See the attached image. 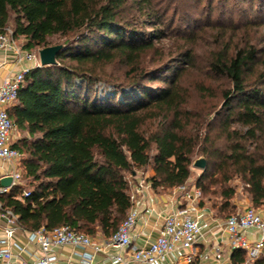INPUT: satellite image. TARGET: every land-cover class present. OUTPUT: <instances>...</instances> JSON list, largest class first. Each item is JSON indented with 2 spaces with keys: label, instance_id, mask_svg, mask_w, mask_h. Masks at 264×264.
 I'll return each mask as SVG.
<instances>
[{
  "label": "trees",
  "instance_id": "1",
  "mask_svg": "<svg viewBox=\"0 0 264 264\" xmlns=\"http://www.w3.org/2000/svg\"><path fill=\"white\" fill-rule=\"evenodd\" d=\"M10 21L25 49L62 45L54 64L26 72L8 108L22 133L12 142L21 155V182L0 192V210L10 209L21 229L69 225L109 237L130 207L134 170L149 165L154 189L186 184L199 135L219 116L226 153L200 149L215 156V169L207 174L205 156L195 187L215 194L205 178L217 186L220 201L209 206L222 218L235 213L225 214L234 209L236 188L225 186L232 176L250 206L264 204V45L252 35L264 26V0H0V33ZM113 64L121 66L122 81L106 76L104 67ZM190 70L227 84L210 119L184 107L180 80ZM205 79L194 89L210 90ZM148 81L165 85L152 88ZM98 82L112 85L114 94L99 97ZM156 117L147 132L144 125ZM203 139L212 145L209 135ZM244 259L242 250L232 251V264Z\"/></svg>",
  "mask_w": 264,
  "mask_h": 264
},
{
  "label": "built area",
  "instance_id": "2",
  "mask_svg": "<svg viewBox=\"0 0 264 264\" xmlns=\"http://www.w3.org/2000/svg\"><path fill=\"white\" fill-rule=\"evenodd\" d=\"M0 68L9 59L14 68L9 69L0 81V159L13 166L11 185L21 182L18 170L20 152L12 147L15 125L8 113V108L16 101L24 75L34 66H39L37 51L25 49L17 43L12 30L5 28L0 33ZM10 185V186H11ZM9 186V187H10ZM9 187H0V192ZM151 183L144 174L139 173L129 179L130 207L117 229L106 238L93 240L87 234L75 231L69 225H61L51 231L40 227L34 231H26L28 241L39 245L38 252L29 259L20 258L12 252L11 241L15 229H20L17 216L10 209L0 210L4 219V237L0 239V259L2 264H60L54 249L66 245L79 248V263L67 259L65 264H91L98 253H103L116 264H193L194 242L201 237L199 219L195 214L200 191L194 186L181 184L173 188L180 191L188 203L173 200L171 207L164 214L157 237L146 247L131 245V229L137 222L145 204L150 197ZM25 190L23 195H27ZM226 245L230 251L240 249L245 254V263L251 264L264 250V204L258 207L247 205L224 219ZM253 230L259 237L249 239L247 233ZM22 250L21 247H18ZM110 250H113L112 252ZM176 255V258H175ZM173 256L174 259H170Z\"/></svg>",
  "mask_w": 264,
  "mask_h": 264
},
{
  "label": "crops",
  "instance_id": "3",
  "mask_svg": "<svg viewBox=\"0 0 264 264\" xmlns=\"http://www.w3.org/2000/svg\"><path fill=\"white\" fill-rule=\"evenodd\" d=\"M0 55H2L1 51ZM11 68H14V64L11 59H9L8 62L0 68V81L6 72ZM12 171V164L8 161L0 159V178L5 175H11ZM149 174H152V170ZM136 176H138V173ZM145 176L148 177L147 175ZM173 200H178L183 204L188 203L187 199L180 191L174 193L172 189L151 188L150 197H146L144 208L134 227L131 229V245L135 247H146L157 237L158 230L162 224L163 216L171 207ZM233 204L240 209L250 205V201L249 198L245 196L243 198L236 199ZM194 205L195 214L200 223L201 237H199L193 244L195 253L193 264H232V251H230L226 245V233L224 230L225 218L215 216L213 209L207 204L199 206L196 203ZM4 229L5 222L0 216V239L4 237ZM247 237L249 239H255L259 237V233L249 230ZM92 238L93 240L98 241L106 237L99 234ZM11 241L14 243V245L11 246L12 252L17 254L20 258L29 259L30 255L38 252L39 245L35 242L28 241L26 231L15 229ZM0 245L2 246L3 243ZM18 247H21L22 250ZM110 251L112 252L113 250ZM80 252L81 249L69 245L54 249V253L56 254L60 264H65L67 259L72 263H79ZM170 259H174V257L170 256ZM0 264H2L1 259ZM91 264L116 263L105 254L98 253L94 256ZM241 264H247L245 263V259ZM251 264H264V250L263 253Z\"/></svg>",
  "mask_w": 264,
  "mask_h": 264
},
{
  "label": "rangeland",
  "instance_id": "4",
  "mask_svg": "<svg viewBox=\"0 0 264 264\" xmlns=\"http://www.w3.org/2000/svg\"><path fill=\"white\" fill-rule=\"evenodd\" d=\"M229 6L233 9L236 10L238 7V4H236L235 2H231L229 4ZM215 17H221L219 15V13H216L214 15ZM243 16L242 13L238 15H234L233 19H241ZM229 16H223V20L225 21ZM6 28L12 30L13 29V25L12 22L10 21L8 23V25L6 26ZM208 31V30H207ZM255 33H253L252 35L255 36V38L261 37V39L263 38L262 42L260 43L261 45H264V26L254 29L253 30ZM210 32V31H209ZM215 32V31H213ZM207 36V34L205 33V37ZM207 38V37H206ZM61 41L62 39H56L54 38H50V41L52 42H56V41ZM17 43H19L20 45L23 46L24 44V38L23 37H18V39H16ZM165 43H168L167 40H164ZM32 50L37 51V48H33ZM148 56V54H147ZM104 71L106 73V76L109 77L112 80L115 81H122L123 77L121 76V66L117 65V64H113V65H107L104 67ZM164 73V72H163ZM165 75H168L169 72L164 73ZM201 79H205L203 75H201L200 72L196 71V70H190L187 73H185V75H183L181 77L180 83L181 86L183 87V89L186 91V103H185V108L189 109L190 111H192V117L199 115V117H201V119H210L213 117V112L216 110H220L221 107V96H220V90L222 87L227 86L226 82L222 79V78H208L205 79L206 85H208L210 87V90H207L206 92H200L194 89V85L198 80ZM146 85L152 87V88H156V87H160V86H164L165 84L163 82H159V81H148L146 82ZM95 90L97 92V95L101 98L109 96V95H113L114 94V87L108 83L105 82H98L95 85ZM221 115V114H220ZM198 117V118H199ZM161 117H156V119L147 121V123L144 125V129H146L147 132H150L152 130H154L158 124V121L160 120ZM221 119L222 117L219 116L216 119L214 118L212 120V125L211 128L212 130H210L208 132V129H205L202 134L199 135V140L200 143L198 145L197 148H195L194 152L191 155V164H190V170H191V175L188 179V181L186 182V186L190 187V186H194L195 187V183L197 178L201 175V170L198 168H195L192 166V162L197 159L198 157H203L205 159V156H207V154L202 153L200 151V149L202 147H207L209 149V152H211L213 155L216 156V154H221L224 155L226 152V147L228 146L227 140H225V132H221L220 131V127H221ZM232 127H235L234 125ZM207 130V131H206ZM201 133V130H199ZM193 132V131H192ZM223 133V134H222ZM205 135H209V137L213 140L212 145L210 146L209 143H207L206 141H204L203 137ZM22 136V133L20 131H18L16 128L14 129V139L13 141H16L18 138H20ZM210 146V147H208ZM154 151V150H152ZM207 156V166H208V170L206 171L207 174H211L213 172V170L215 169V156ZM151 171V167L148 165L146 167L143 168H137L134 170L133 173L137 172L138 174H144V175H150ZM126 176H129L128 174H126ZM221 175L219 174V172L216 170L214 172V177H220ZM208 178H205L203 181L206 183V186L209 187L210 191H216L215 194H202L200 192L199 195V199H203L205 200L207 205L216 203V205H218L220 198L217 195V186L216 185H212V184H208ZM226 187H233L235 186L236 188V194L234 197H232L230 199V204L233 206V202L236 199H240L243 197H247L246 193L243 190L241 181L238 177H233L225 184ZM197 188V187H195ZM198 189V188H197ZM199 190V189H198ZM238 210V207L234 205V209L232 208L231 211L225 213H233L236 212Z\"/></svg>",
  "mask_w": 264,
  "mask_h": 264
},
{
  "label": "water",
  "instance_id": "5",
  "mask_svg": "<svg viewBox=\"0 0 264 264\" xmlns=\"http://www.w3.org/2000/svg\"><path fill=\"white\" fill-rule=\"evenodd\" d=\"M62 49L61 44H53L37 50L40 65H51L56 62L55 57L59 50ZM192 166L200 170H204L206 167V161L203 157H198L192 162ZM12 176L5 175L0 178L1 187H9L11 185Z\"/></svg>",
  "mask_w": 264,
  "mask_h": 264
}]
</instances>
